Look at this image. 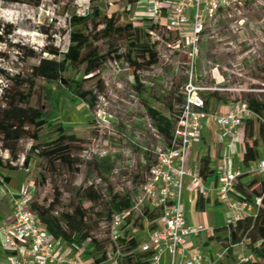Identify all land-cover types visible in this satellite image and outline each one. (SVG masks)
Returning a JSON list of instances; mask_svg holds the SVG:
<instances>
[{"label": "rangeland", "instance_id": "1", "mask_svg": "<svg viewBox=\"0 0 264 264\" xmlns=\"http://www.w3.org/2000/svg\"><path fill=\"white\" fill-rule=\"evenodd\" d=\"M146 3L147 0L131 5L129 0H0V30L13 26L12 33L4 34L3 41H0V52L4 54L0 55V68L10 75L34 78L36 85L30 106L48 115L54 113L55 122L63 123L67 132L78 138L71 142L77 158L73 168L34 157L25 170L21 167L30 147L55 138L56 132L45 126L38 132L39 140L31 135L23 136L15 143L17 155L13 157L6 149L7 143L11 142L5 140L0 130V157L18 167L17 170L5 169L3 172L13 175L14 181L18 172H26L24 184L30 182L34 185V200L39 202L49 203L60 194L58 210H67L78 204V188L93 184L102 198L98 202L85 200L83 205L92 218L93 233L103 240L111 261L115 259V250L111 244L107 217L113 195L135 199L142 191L150 164L156 160L158 148L165 147L167 143L155 129L146 105L171 118L176 117L186 98L185 86L191 80L201 88L204 98L215 93L208 109L212 112L227 113L238 106L242 108L246 103L245 93L264 92V0H246L240 12H233L231 17L220 15L216 20L207 22L194 57L189 54L186 39L183 43L180 30L154 31L156 35L152 36L159 42L160 59L158 63L139 71L140 88L126 58H117L116 53H112L94 76L84 79L83 89L91 90V97L95 96L94 107L79 99L71 85L72 78L84 77L83 72L75 75V70H72L63 73L58 80L33 76V66L39 64L42 58H55L43 51L45 47L56 46L62 51L67 50L70 29L67 18L71 10L85 14L92 6H99L107 14L116 13L122 24L134 22L140 25L149 17ZM188 30L189 25L183 29ZM113 43L119 48V54L127 52L128 40L125 37L102 38L95 45L99 52L105 54ZM28 87V83L18 86L0 73V120L3 119L4 109L13 102L15 92ZM27 128L30 133L34 130L33 125ZM256 136L259 138L258 134ZM187 188L190 193L197 190L194 191L186 183L184 195ZM0 190L4 194L8 191L7 187ZM6 201L7 197L0 199V210L1 206L4 209L10 207ZM214 211L221 216V212L225 214L227 209L225 205H218L214 210L208 207V223ZM219 220L218 226L226 224V219ZM190 224L202 229L203 239L213 232L205 224ZM130 229L139 236L140 242L147 239L143 227L130 226ZM197 238L201 240V237ZM215 244L218 245L217 241L212 242L210 247H202L213 249L215 255L224 256L223 247L213 246ZM236 251V260L229 261L224 256L223 259L218 258L215 264H222L223 261L236 264L242 253L253 257L244 244H240ZM2 257L0 253V259Z\"/></svg>", "mask_w": 264, "mask_h": 264}, {"label": "trees", "instance_id": "2", "mask_svg": "<svg viewBox=\"0 0 264 264\" xmlns=\"http://www.w3.org/2000/svg\"><path fill=\"white\" fill-rule=\"evenodd\" d=\"M138 1L129 0L130 5ZM67 21L70 28L67 50L62 51L56 46L45 47L43 51L54 55L55 58H42L39 64L33 66L32 73L34 77L58 80L63 73H69L72 70H75V75L83 72L84 77L82 79L72 78L73 83L71 85L77 97L86 100L89 107H94L96 100L95 96L91 97V90L83 89L84 79L94 76L107 58L112 53H116L117 58H126L132 69L136 85L140 88L139 71L146 66L158 63L160 59V53L157 48L159 42L154 40L150 31L171 30L166 26L165 21L163 24L154 23L150 17L142 20L143 22L140 25L134 22L122 24L119 22L120 18L116 13L107 14L99 6H92L91 10L85 14H79L77 11L71 10ZM101 26L103 27L100 28ZM12 30L13 26H10L8 30H0V41H3L4 34H10ZM119 37H125L128 40L125 54H119V48L114 43L110 45L108 52L105 54L99 52L95 45V42L99 39L111 40ZM0 55L4 54L0 52ZM60 56L62 58L58 59ZM0 73L13 80L18 86H22L24 83L29 84L27 90H17L15 92L13 102L4 109L3 119L0 120V130L4 134L5 140L11 142L7 143L6 149L10 151L13 157H16L15 143L27 135L39 140L38 132L48 126L56 132V137L43 144L40 142L33 144L26 153L21 168L27 170L34 157L45 158L50 162H58L73 168L77 158L73 154L71 142L78 140V138L70 135L63 123L55 122L54 113L51 112L48 115L47 112L30 106V99L36 85L34 78H25L19 74L10 75L2 68H0ZM214 97V92L210 93L206 98L203 97L206 110L209 109L211 100ZM245 97L248 107L254 113V116L245 119L244 122L245 152L243 163L246 171L238 176L234 187L239 198L251 203L256 208V211L241 217L234 225H225L216 228L215 231L217 233L227 231L224 236L221 234L217 235L218 240L227 249V256H233L236 248L240 244H244L250 249L253 256L249 257L250 261L245 264H264V177L262 174L247 171L251 164L260 158L255 129L258 127V137L264 136V92L255 93L251 91L245 93ZM146 108L153 120L155 129L167 142L166 146H172L175 128L182 107L174 118L163 114L149 104L146 105ZM28 125H33L34 130L32 133L27 128ZM251 139H253L252 142H250ZM156 154L157 160L158 153L156 152ZM156 160L150 164L148 171ZM211 161L209 153L203 155L200 159L199 173L203 179L214 172L211 168ZM5 169L17 170L18 167L8 161H4L0 157V181L2 178L4 183L11 179L9 175L4 174L3 170ZM77 195L79 197L78 204L67 210H58L57 208V204L60 203V194H57L54 200L49 203L33 199L32 206L37 212L41 225L52 233L55 238L62 239L66 244L74 248L84 247L91 253L94 261L97 264H101L109 259L108 250L104 246L103 240L94 235V226L91 224L92 218L89 217L88 210L84 207L83 202L85 200L98 202L102 198V194L93 184H90L78 188ZM258 198L261 199L260 203L257 202ZM133 200L129 196L113 195L112 207L107 217L109 234L114 214L129 209L133 204ZM208 203H210V199L201 193L197 198L196 206L198 209L203 210ZM130 226L135 225H131L129 221L124 226L123 236L118 241L121 254L116 255L117 245L111 240L112 248L115 250V260L118 264H148L145 258L150 253L140 250V240L130 231ZM129 236L131 237L128 238ZM124 250L128 251L124 252ZM0 253H4L1 244Z\"/></svg>", "mask_w": 264, "mask_h": 264}, {"label": "built area", "instance_id": "3", "mask_svg": "<svg viewBox=\"0 0 264 264\" xmlns=\"http://www.w3.org/2000/svg\"><path fill=\"white\" fill-rule=\"evenodd\" d=\"M245 3L246 0H147L146 8L154 23L165 21L169 29L180 30L183 43L186 39L189 54L194 57L207 22L220 15L231 17L233 12H240ZM187 25L190 30L183 31ZM150 32L156 35L154 31ZM200 89L192 80L186 84V98L173 145L158 148L157 160L146 175L142 191L129 209L114 214L110 238L117 245L116 255L121 254L118 241L130 221L131 225L143 227L147 232L140 250L150 253L145 258L148 264H215L218 258L227 256L224 247V256L205 252L196 239L202 229L194 228L186 216L183 208L186 179L190 177L192 183L203 185L199 170L186 168V153L193 139L200 135L204 119L214 121L232 143L245 119L253 117L254 113L247 102L242 108L238 106L227 113L208 111ZM225 160L218 174V189L220 200L229 206L227 225H234L253 205L240 199L234 187L238 176L246 170H234L232 160ZM247 171L264 174V158L257 160ZM34 191L33 184L25 183L13 198L12 220L0 225V243L8 253L6 258L0 259V264H81L62 255L57 238L39 222L32 206ZM260 200L258 198L257 202ZM249 261V256L241 255L238 264Z\"/></svg>", "mask_w": 264, "mask_h": 264}, {"label": "crops", "instance_id": "4", "mask_svg": "<svg viewBox=\"0 0 264 264\" xmlns=\"http://www.w3.org/2000/svg\"><path fill=\"white\" fill-rule=\"evenodd\" d=\"M146 5V4H145ZM147 9V8H146ZM258 134V127L255 129V137ZM261 141L258 140V149L260 153V158H264V136L259 137ZM244 152H245V130H244V125L241 126L237 130V136L235 141L232 143L230 142V139L226 137L224 134L223 130L219 128V126L209 118L204 119L202 121L201 125V133L198 137L194 138L190 147L187 150L186 153V168L191 169V170H199L200 167V159L203 155L209 153L211 155V168L214 170V172L209 175L207 178L203 179V185L198 186L197 184L192 183L191 178L188 177L186 179L187 186L193 187L194 191L197 189L195 192L190 193L187 188L185 190V195H184V204L183 208L185 210L186 216L188 218L189 223H194V224H205L207 225V229L209 231L213 230L208 235L207 239H203V231L199 234V237H201V240L199 241L198 238L197 241L201 246H211V243L214 241H217L218 245L215 244L213 246H222V243L218 240L217 235H226L224 231L216 232L215 229L219 227H223L228 224L229 218H230V211H229V206L227 202H224L220 200V193L218 189V174L220 169L222 168L223 164L227 161L225 159L230 158L232 160V168L234 170L240 169V170H246V167L243 163V158H244ZM257 161L253 162L251 165L256 164ZM8 175V174H7ZM264 177V174H262ZM10 176V175H9ZM17 180L14 181V176L11 175L10 181H5L3 182L2 178L0 181V188L7 187L8 191L4 194L0 190V199H4L7 197V203H9L10 207L3 208L0 210V225L3 223H7L12 220V212L14 209V201L13 198L16 194L19 193V191L22 189L24 186V181L27 176L26 172H18L16 174ZM196 187V188H195ZM203 194L206 198L210 199V203H208L205 207V209L200 210L197 208L195 201H197V198L200 194ZM186 197V198H185ZM218 205H225V208L227 211H225V214L221 212V216L218 215L217 212L214 211L211 212L210 214V221L208 223V219L206 217V211L209 208L212 210L215 209L216 206ZM256 208L252 206L249 208L248 212L249 213H255ZM220 219H226V224L223 226H218L220 224ZM137 239H139V236L135 234ZM140 240V239H139ZM58 242V247L62 255L66 256L68 259H76L78 260L81 264H97L94 259L91 256V253H89L88 250H86L84 247L82 248H74L66 244L62 239H57ZM142 242H140L141 244ZM1 244V243H0ZM1 248L3 249V258H6L7 256V250L3 248L1 245ZM204 248V251L207 252L208 254H214L213 249L206 250ZM239 251V250H238ZM238 251H234L235 253ZM241 255H246L245 253H242L239 255V258ZM238 255L234 254L233 256H226V258L231 261V259L236 260V257ZM106 260L101 264H118V262L114 259L113 261ZM111 261V262H110ZM63 264H68V263H63ZM222 264H231L225 263V261L222 262ZM238 264V262L236 263Z\"/></svg>", "mask_w": 264, "mask_h": 264}]
</instances>
